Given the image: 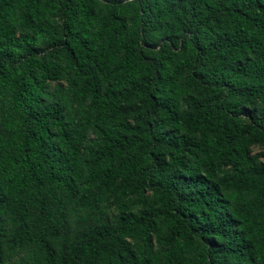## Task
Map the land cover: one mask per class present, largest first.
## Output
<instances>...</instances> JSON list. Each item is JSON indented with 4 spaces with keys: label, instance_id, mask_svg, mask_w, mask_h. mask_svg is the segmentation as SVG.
Wrapping results in <instances>:
<instances>
[{
    "label": "trees",
    "instance_id": "1",
    "mask_svg": "<svg viewBox=\"0 0 264 264\" xmlns=\"http://www.w3.org/2000/svg\"><path fill=\"white\" fill-rule=\"evenodd\" d=\"M259 144L264 0H0V264H264Z\"/></svg>",
    "mask_w": 264,
    "mask_h": 264
},
{
    "label": "rangeland",
    "instance_id": "2",
    "mask_svg": "<svg viewBox=\"0 0 264 264\" xmlns=\"http://www.w3.org/2000/svg\"><path fill=\"white\" fill-rule=\"evenodd\" d=\"M51 86L53 87L54 84H51ZM95 138H96L95 135L93 133H90L88 141L93 142L95 140ZM251 150H252V154L262 153V152H264V144L255 145L251 148ZM262 160L264 161V158ZM148 194L149 193H147V195ZM110 210H111L113 215L117 214V212H118V210L115 206H112ZM138 210H139V207H136L134 209V211H138Z\"/></svg>",
    "mask_w": 264,
    "mask_h": 264
}]
</instances>
